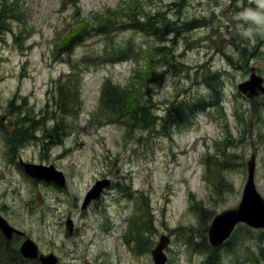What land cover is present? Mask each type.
<instances>
[{"label": "rangeland", "instance_id": "obj_1", "mask_svg": "<svg viewBox=\"0 0 264 264\" xmlns=\"http://www.w3.org/2000/svg\"><path fill=\"white\" fill-rule=\"evenodd\" d=\"M14 1L23 12L22 19L6 18L0 34V121L4 126L11 125L9 117L15 120L17 105L42 115L57 78L70 69L66 57L53 58L52 49L60 47L57 42L61 44L63 39L59 37L73 24V9H62L59 0ZM126 2L81 0L79 17L112 12ZM139 2L142 23L148 16L165 14L171 33L163 40L133 30L89 38L71 55L80 69L81 108L68 118L57 141H47L52 129H38L34 140L18 149L14 161L5 150L2 152L0 143V216L21 233L11 240L0 233V257L17 261L19 256L20 264H35L19 252L28 239L40 254H53L58 264H153L151 250L165 235L170 242L164 254L172 264H205L203 255L187 254L176 231L192 227L201 232L202 225L208 226L217 214L237 208L251 156L255 188L264 199V106L258 113L259 107L248 105V99L237 91L251 69L264 80V35L252 39L240 35L242 27L248 25L238 14L246 7L255 9V0H238L235 5L230 0ZM189 25L193 28L188 30ZM20 30L23 34L19 36ZM109 38L117 47L126 41L135 51L144 48L146 58L152 57L154 48L168 47L164 59L170 61L172 69L164 65L162 57L149 63L161 76V82L147 84L157 113L162 114L160 109L172 100L175 91L209 97L200 74L205 68L224 79L222 116L214 110L197 113L191 127L174 130L170 137L157 134L155 129L128 132L119 124L94 123L104 81L110 79L121 95H126L124 89H130L135 70L144 66V61L131 59L114 64L104 60L100 49ZM174 65L181 67L176 70ZM258 99L264 102V96ZM52 125L49 120L47 127ZM221 142L226 145L225 156L218 153ZM217 156L220 163L210 172V185L202 178V163L205 157H212L213 163ZM19 160L53 166L62 173L65 184L57 187L32 180ZM219 177L221 190L217 193ZM106 180L113 186L102 191L99 201L81 210L86 193ZM119 187L130 197L118 192ZM67 218L74 230L64 239ZM240 226L219 251L217 264H264V244H258L262 240L257 239L263 235L260 238L264 240V230ZM196 238L193 235L192 241Z\"/></svg>", "mask_w": 264, "mask_h": 264}, {"label": "trees", "instance_id": "obj_2", "mask_svg": "<svg viewBox=\"0 0 264 264\" xmlns=\"http://www.w3.org/2000/svg\"><path fill=\"white\" fill-rule=\"evenodd\" d=\"M60 7L62 9H73L74 19L73 24L65 32L62 38L60 47L56 45L53 47V58H67V63L70 66L69 72L64 77L57 78L58 81L54 83L53 93L51 98L46 101L44 113H34L32 109L23 110L21 105L16 106V118L13 120L11 117L7 119L8 122H12L11 125H5L0 121V143L2 152L5 150L12 161L15 160V153L19 148H22L27 142L34 140V133L38 129H52V135L47 141H57L56 138L65 130V126L68 124L67 120L70 117L76 115L77 110L81 108L80 101V69L75 64L78 62L71 61V55L77 46H80L91 37H108L111 33L122 32L124 30L138 31L144 34L146 37L154 36L157 40H163L167 35L171 33V24L167 22L168 19L165 14L157 13L155 16H148L144 23L139 20L138 9L141 7L139 0H127L122 6L115 11H107L106 13L96 14L88 18L79 17V5L81 0H59ZM23 12L20 7L16 5L14 0H1L0 1V34L5 30V19H15L21 21ZM158 23V26H155ZM187 28L192 29L191 25ZM184 30V27H181ZM23 34V31H19V36ZM58 38V39H59ZM121 47H117L114 42L109 38L101 49V56L108 62L117 63L127 61L142 62L141 68L135 70V80L129 83L130 89L127 87L124 89L126 95H121L120 89L111 84L110 79L104 81V85L101 89L99 108L96 109L95 118L92 121L96 124H119L128 132L136 130H149L155 129L157 134L170 137L174 130H180L189 128L193 125L197 113L205 110H214L218 115L222 116L221 107V94L223 91V78L220 74L210 72L209 69L202 68L200 71L203 76V82L210 94L209 97L197 94H186L182 90L175 91L172 100L165 103L160 111L162 114L157 113L154 110V103L152 95L148 93V83L161 82L160 74L151 69L149 63L153 62V58L157 57L163 59L166 56L168 47H157L152 51V57L146 58L147 50L135 51L134 46L126 41H123ZM244 49H241L243 51ZM165 54V55H164ZM89 58V57H88ZM95 58V57H93ZM84 60L87 57L83 58ZM97 59L101 60V57ZM150 59V60H149ZM165 60V59H164ZM158 62L159 61H155ZM82 62H80L81 64ZM85 64V63H84ZM79 65V64H78ZM164 65L170 70L172 65L170 61L165 60ZM180 65H174L176 70H179ZM199 73H196L198 75ZM198 91V90H197ZM220 91V92H219ZM54 94V95H53ZM220 94V97H217ZM262 98V97H259ZM24 104L25 100L22 99ZM248 105L253 107L264 106V102H260L258 98L247 100ZM163 103V102H161ZM12 105V101L9 105ZM52 108V111H50ZM236 110V109H235ZM49 114V115H48ZM46 115V116H45ZM238 112L235 111V116ZM238 118V116H237ZM46 119L52 120V127L48 128ZM240 120V118H239ZM242 126L246 128V124L242 122ZM247 131L244 129V133ZM130 134V133H128ZM62 143V140L58 141ZM226 145L221 142L218 144V153L225 156ZM208 156V155H207ZM212 157H205L202 165L204 166V176L202 177L205 182L210 184L209 175L211 171L216 170L219 167V156H217L213 163L210 162ZM207 175V176H206ZM208 178V179H207ZM222 178L219 177L215 190L217 193L221 190L220 186ZM114 184V183H112ZM211 185V184H210ZM227 188L229 186L226 184ZM116 186L115 188H117ZM118 192L130 197V194L123 191L120 187ZM230 192V189H229ZM192 200V195L190 197ZM100 199V198H99ZM98 199V201H99ZM139 215H136L135 222H138ZM238 227V226H237ZM244 229L243 226L239 227ZM144 230L146 228L143 227ZM202 231L198 232L197 229L192 227H179L177 229V237L179 242L184 246L187 254L192 255V252L203 255L205 258V264H217L219 261V251L224 249V243L219 248H213L207 241L206 232L208 226L202 225ZM238 229V228H237ZM236 228L232 232L230 238H232L238 231ZM198 232V233H197ZM195 235L197 238L192 241V237ZM263 235H259L257 239L262 241L258 244L263 245L264 240L261 239ZM229 238V239H230ZM139 246V245H138ZM226 253V251H225ZM261 255H264L262 252ZM17 261H12L10 258H5L4 255L0 257V264H20L22 259L16 256ZM261 259V257H260ZM262 260V259H261ZM17 262V263H16ZM167 263L172 264L168 259ZM35 264H39L35 261ZM253 264V261H252Z\"/></svg>", "mask_w": 264, "mask_h": 264}, {"label": "water", "instance_id": "obj_3", "mask_svg": "<svg viewBox=\"0 0 264 264\" xmlns=\"http://www.w3.org/2000/svg\"><path fill=\"white\" fill-rule=\"evenodd\" d=\"M237 91L246 99H256L264 96V80L251 69L248 79L237 85ZM20 165L24 173L36 180L52 183L56 186L64 185V176L53 166H43L24 163L20 160ZM255 161L254 156L247 162V179L242 189L240 203L237 208L222 211L211 221L207 230V239L212 247H219L228 239L237 224H244L251 229H264V199L258 194L254 183ZM109 185V181L97 182L85 195L81 210L99 198L102 191ZM73 223L70 219L65 222L63 238L72 236ZM0 232L8 240L13 234L21 235L8 225L0 216ZM169 244V237L162 235L157 245L151 250V260L153 264H166L167 257L164 254ZM23 258L39 261L40 264H57V258L53 254L42 255L38 252L36 245L26 239L19 248Z\"/></svg>", "mask_w": 264, "mask_h": 264}, {"label": "clouds", "instance_id": "obj_4", "mask_svg": "<svg viewBox=\"0 0 264 264\" xmlns=\"http://www.w3.org/2000/svg\"><path fill=\"white\" fill-rule=\"evenodd\" d=\"M256 8L246 7L238 15L247 24L240 35L252 39L255 35H264V0H255Z\"/></svg>", "mask_w": 264, "mask_h": 264}, {"label": "flooded vegetation", "instance_id": "obj_5", "mask_svg": "<svg viewBox=\"0 0 264 264\" xmlns=\"http://www.w3.org/2000/svg\"><path fill=\"white\" fill-rule=\"evenodd\" d=\"M237 1H238V0H230V3L233 4V5H235V4L237 3ZM243 2H246V0H243ZM18 162H19V161H18ZM18 164H19V163H18ZM16 166H17V165H16ZM19 166H20V165H19ZM112 186H113V184H112V182H111L109 188H111ZM14 237H15V236H13V238H14ZM13 238H12V239H13Z\"/></svg>", "mask_w": 264, "mask_h": 264}]
</instances>
